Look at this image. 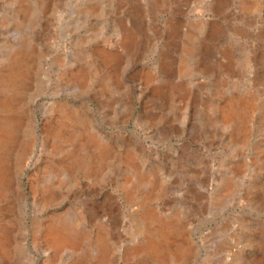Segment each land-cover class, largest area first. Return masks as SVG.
Instances as JSON below:
<instances>
[{"label":"rangeland","instance_id":"rangeland-1","mask_svg":"<svg viewBox=\"0 0 264 264\" xmlns=\"http://www.w3.org/2000/svg\"><path fill=\"white\" fill-rule=\"evenodd\" d=\"M15 59L0 264H264V0H0ZM139 202L180 228L164 257ZM55 221L83 235L54 255Z\"/></svg>","mask_w":264,"mask_h":264},{"label":"bare ground","instance_id":"bare-ground-1","mask_svg":"<svg viewBox=\"0 0 264 264\" xmlns=\"http://www.w3.org/2000/svg\"><path fill=\"white\" fill-rule=\"evenodd\" d=\"M23 52L19 53L16 57L17 59H20L22 56ZM16 59L14 62H12V65L10 64L9 68L6 71V77L5 78H0V84L2 87H4L5 89H12L16 87V84L19 83L18 80L19 78H17V68H16ZM184 66V65H183ZM22 74V73H21ZM6 104H8V99H1L0 100V108L6 106ZM235 111V107L234 109L231 108L230 110H226L223 113V117L227 118L230 117L232 115V113ZM70 114V113H69ZM69 114H66L67 117H65V119L69 118ZM16 119H18L17 117H6V118H0V173L4 174L6 171V165H5V158H3V151H4V147L7 144L8 138L10 137V135L12 134L13 128L15 127V123H16ZM74 120H79V122H84L86 121V119L84 117H81L79 115H76ZM60 126V125H59ZM60 129L58 128H54V132L59 133ZM71 131L69 133V140L74 139V136L76 134L77 136V130L74 129V127H71ZM58 135V134H57ZM76 138V137H75ZM81 141V145L84 147H87L88 144L87 143H93L97 146L98 149V153H99V159L100 162H102L104 160L105 157V153L108 152V145L100 140L97 139V137H95L94 133L89 132L86 135V141L84 139H80ZM92 160H90L91 162ZM141 175L140 177H136V181L137 183H141ZM142 202L137 203L136 206V214L139 217H145V218H150L152 219L156 225H159V227L161 228H165L163 229V231L159 230L158 228H156L154 231H151V233L143 239V242L141 243V246L139 247V250H145L146 252H148V254H157L159 257H164L167 254V248L165 245V241L167 239V236L169 234H171L170 230L171 228L175 229L176 232H180V228L176 225L170 224V222L168 221H164L162 220L160 217L156 216L154 210L151 207H143L142 206ZM141 211H138L140 210ZM70 229V230H69ZM66 227L62 221H55L54 223L50 224L47 226L46 231H45V235L47 236L49 242L51 243V245L53 246V254L55 255L58 250L60 249V247H64L66 245H76L77 240L83 235L81 234L79 231L75 230L74 228H69ZM105 240L104 237L101 235V238L99 239V241L97 242L98 247L99 248H105ZM131 253L136 251V248L132 247L129 249ZM138 250V248H137ZM177 253H181L185 256L188 255V251L184 248H182V246L177 247L176 249Z\"/></svg>","mask_w":264,"mask_h":264},{"label":"water","instance_id":"water-1","mask_svg":"<svg viewBox=\"0 0 264 264\" xmlns=\"http://www.w3.org/2000/svg\"><path fill=\"white\" fill-rule=\"evenodd\" d=\"M38 112H36V118H35V127L38 126V118H37Z\"/></svg>","mask_w":264,"mask_h":264}]
</instances>
